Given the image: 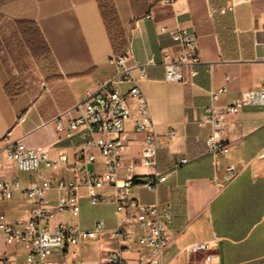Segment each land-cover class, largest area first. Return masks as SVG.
Masks as SVG:
<instances>
[{
  "label": "crops",
  "instance_id": "crops-1",
  "mask_svg": "<svg viewBox=\"0 0 264 264\" xmlns=\"http://www.w3.org/2000/svg\"><path fill=\"white\" fill-rule=\"evenodd\" d=\"M102 1L0 0V153L22 139L28 147L45 150L51 157L64 153L69 164L75 163V149L81 148L82 142L76 134L66 137L58 132L55 119L60 118L67 128L77 116L76 111L68 110L116 72L109 63L117 53L101 12ZM108 1L125 37L129 64L145 65L143 76L138 69H132L131 75L147 100L159 133L154 166L141 165L144 134L135 132L131 121L125 123L122 137L128 145L126 160L135 164L138 181L153 171L166 175L156 190L140 185L131 190L143 204H168L174 215L162 263L203 264V253L188 256L182 249L215 237L211 264H264V159L258 158L264 151V106L244 105L237 113L224 115L221 138L229 148L227 154L213 157L207 153L205 139L211 125L200 123L208 116L212 91L226 87L214 102L215 111L220 112L222 107L234 105L242 93L264 84V0H176L172 5H162L159 0ZM232 3L234 11L208 13L210 5L220 9ZM20 21L38 29L48 49L47 58L32 57L19 34ZM178 26L197 35L202 61L194 66L197 74L188 84L168 81L164 74L163 62L178 50L168 31ZM183 72L187 75L188 69ZM132 85L125 82L121 86L130 106L133 103L127 93ZM21 114L25 119L19 123ZM169 130L175 135H169ZM95 153L96 162L90 168L101 171L102 159ZM181 158L188 162L175 166ZM0 161V179L17 180L23 189L29 186L34 173L29 180L20 181L12 163L2 155ZM229 165L234 166L235 175L226 180ZM40 168L53 179L73 176L70 166ZM99 193L103 197L100 205H108L112 214L97 216L96 204L81 188L79 214L69 224L91 230L102 220L104 230L95 239L53 249V260L99 264L118 248V240L111 235L117 224L114 191L104 187ZM56 197V191L49 192L51 206ZM30 206L17 193L12 200L0 203V212L9 222L22 225ZM67 214H57L54 224H68ZM18 244H5L0 235V254L12 264L25 261L31 250L26 243ZM148 252L134 240L122 253L124 264H145Z\"/></svg>",
  "mask_w": 264,
  "mask_h": 264
},
{
  "label": "built area",
  "instance_id": "built-area-1",
  "mask_svg": "<svg viewBox=\"0 0 264 264\" xmlns=\"http://www.w3.org/2000/svg\"><path fill=\"white\" fill-rule=\"evenodd\" d=\"M176 0H159L162 5H172ZM250 1V0H243ZM234 3L225 8L208 7V13L224 14L234 11ZM162 31H167L161 28ZM173 41L178 45L177 52L163 62L165 79L172 82L188 84L197 72L195 65L200 64L198 54L197 35L188 27L178 26L168 31ZM128 50L122 54L114 55L109 63L116 68L115 74L105 81L101 87L85 95L82 101L77 102L68 113L77 112V116L69 121L66 128L60 118L55 119L56 130L64 133L66 137L78 135L82 142L81 148L75 149V163L69 164L67 155L60 153L51 157L45 150L31 148L17 139L6 147L0 155L12 163L19 171L34 173L29 186L23 189L17 180L0 179V203L10 201L15 194H20L31 206L28 210L27 220L22 225L8 221L5 214L0 212V235L7 245L26 243L31 250L27 253L25 261L20 264H65L62 260H53L50 255L53 249L75 245L78 241L95 239L104 230V222L96 221L91 230H82L77 224L56 223V215L68 213L73 217L79 214L80 189H85V195L92 204L102 201L99 193L104 187L113 189V204L117 224L111 230V235L118 240L119 246L105 256L99 264H124L123 251L129 249L132 241L148 248L145 264H163L162 253L170 242L172 233L170 225L174 215L168 204H143L132 196L131 190L135 185L156 190L158 185L166 180V175L153 171L141 181L137 180L135 164L127 161L128 145L122 137L124 126L131 121L133 130L144 134L141 165L152 168L155 164L157 152V139L159 133L155 129L147 100L131 75L132 69H138L144 75L142 64H129ZM149 63H153L150 59ZM184 69L188 74L184 75ZM212 71V65L207 67ZM125 82H132L127 97L133 103L130 106L122 94L121 86ZM223 86L211 92L212 103L208 107V116L200 123L211 125V132L205 139L207 153L213 157L227 154L229 148L221 138L224 128V115L235 114L244 105L264 106V84L257 90L242 93L240 99L231 106L222 107L220 112L215 111L214 102L219 94L224 93ZM134 111L138 115H134ZM25 114L17 117L20 123L24 121ZM169 135H175L173 130ZM7 135H11L8 132ZM102 161V169L98 171L90 168L96 162V153ZM258 158L264 159V151ZM188 159H178L175 166L186 164ZM41 165L47 170H53L60 165L70 166L73 176L70 179H53L41 171ZM2 164L0 161V171ZM234 166L226 168V180L234 177ZM57 192L56 200L51 206L48 194ZM216 250V238L210 241L194 242L183 247L182 251L188 256L203 253V264H211ZM0 264H12L11 259L0 254ZM84 264V263H79Z\"/></svg>",
  "mask_w": 264,
  "mask_h": 264
},
{
  "label": "trees",
  "instance_id": "trees-1",
  "mask_svg": "<svg viewBox=\"0 0 264 264\" xmlns=\"http://www.w3.org/2000/svg\"><path fill=\"white\" fill-rule=\"evenodd\" d=\"M102 4V5H101ZM101 12L106 23V27L112 38V47L114 52L119 55L124 52L125 37L116 22V16L112 4L108 0L100 2ZM18 31L22 42L30 51L34 59L47 58L49 56L48 49L45 46L38 29L30 22H17Z\"/></svg>",
  "mask_w": 264,
  "mask_h": 264
},
{
  "label": "rangeland",
  "instance_id": "rangeland-1",
  "mask_svg": "<svg viewBox=\"0 0 264 264\" xmlns=\"http://www.w3.org/2000/svg\"><path fill=\"white\" fill-rule=\"evenodd\" d=\"M21 66L25 67L26 65L22 64ZM32 175H33V172L17 170V176H18V179L20 181L29 180ZM94 207H95V211H96L97 216H99V215L100 216H103V215L108 216V215L112 214V209L108 205H100V203H99V204H96V206H94ZM75 218L76 217H73V216L71 217V214H67L66 215V222L69 224V223H71V221H75ZM17 248H21V244H18Z\"/></svg>",
  "mask_w": 264,
  "mask_h": 264
}]
</instances>
